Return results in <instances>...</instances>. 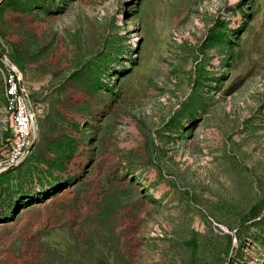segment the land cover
<instances>
[{
  "label": "rangeland",
  "instance_id": "rangeland-1",
  "mask_svg": "<svg viewBox=\"0 0 264 264\" xmlns=\"http://www.w3.org/2000/svg\"><path fill=\"white\" fill-rule=\"evenodd\" d=\"M0 53V264H264V0H0Z\"/></svg>",
  "mask_w": 264,
  "mask_h": 264
},
{
  "label": "built area",
  "instance_id": "built-area-1",
  "mask_svg": "<svg viewBox=\"0 0 264 264\" xmlns=\"http://www.w3.org/2000/svg\"><path fill=\"white\" fill-rule=\"evenodd\" d=\"M5 115L8 136L0 146V170L16 167L34 148L36 127L28 95L17 75L4 77Z\"/></svg>",
  "mask_w": 264,
  "mask_h": 264
},
{
  "label": "water",
  "instance_id": "water-1",
  "mask_svg": "<svg viewBox=\"0 0 264 264\" xmlns=\"http://www.w3.org/2000/svg\"><path fill=\"white\" fill-rule=\"evenodd\" d=\"M2 59H3V54L0 53V60H2Z\"/></svg>",
  "mask_w": 264,
  "mask_h": 264
}]
</instances>
